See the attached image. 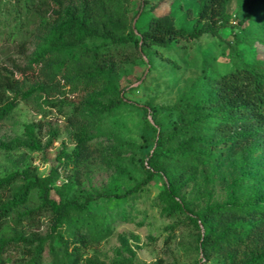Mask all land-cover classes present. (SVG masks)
<instances>
[{
	"label": "rangeland",
	"instance_id": "1",
	"mask_svg": "<svg viewBox=\"0 0 264 264\" xmlns=\"http://www.w3.org/2000/svg\"><path fill=\"white\" fill-rule=\"evenodd\" d=\"M90 1L99 36L67 53V69L62 74H55L60 58L44 62L37 82L28 87L31 91L28 98L0 124V177L22 173L25 169L35 170L41 177L47 176L51 169L47 159H53L61 147L72 149L75 132L85 127L91 143L101 151L78 166L62 168L55 186L67 184L63 199L83 205L91 217L105 221L112 231L107 240L88 248L86 257L106 264H230L264 249L263 225L255 227L246 245L222 249L206 259L201 249L203 229L199 230L183 215H169L167 206L159 201L158 196L165 187L162 177L126 199L106 197L123 194L145 178L143 163L152 152L156 133L146 124L148 121L155 127L153 117H145L143 106L158 109V118L164 119L169 112L161 107L173 105L206 67L228 71L232 61L226 41L231 37L237 40L244 60L250 64H264V15L246 18L251 15L250 6L258 4V0H232L231 22L224 31L223 42L205 34L198 40L178 42L171 49L146 48L144 51L137 47L141 44L138 30H145L153 16L174 14L177 27L194 30L198 11L196 0ZM259 2L264 3V0ZM109 22L121 23V29L103 30V24ZM35 27H30L31 33L32 30L36 33L29 35L26 47L19 46V42H0L1 67L17 71V66L29 63L45 37ZM131 31L136 34L135 38L131 37ZM121 37L128 41H112V38ZM95 48L97 53L85 52ZM112 63L116 69L113 84L124 103L105 111L113 95L101 78L90 92L76 93L85 87V74L95 73L101 67L109 69ZM76 98L81 101L77 113L73 104ZM52 102L62 104V111L58 106H51ZM52 133L57 134V139L47 158L35 150L33 140L45 145ZM238 159H231V163L229 160L223 167L224 175L215 186L209 187L213 197L210 201L196 202L195 212L209 204L224 203L228 197V181L236 180L242 170L249 176L244 189L253 191L260 187L255 178L264 182V154L253 157L249 166ZM41 194L34 191L29 204L14 211L2 233L6 239L33 233L46 236L51 232V218L47 213L32 222L21 220L19 224L18 219L35 207ZM188 197L194 199L195 195ZM87 199L92 201L85 204ZM245 222L251 223V219L246 218ZM4 258L6 264H27L29 261V257L14 247ZM41 264H53L52 256L45 254Z\"/></svg>",
	"mask_w": 264,
	"mask_h": 264
},
{
	"label": "trees",
	"instance_id": "2",
	"mask_svg": "<svg viewBox=\"0 0 264 264\" xmlns=\"http://www.w3.org/2000/svg\"><path fill=\"white\" fill-rule=\"evenodd\" d=\"M74 1L0 2V42H19V46L26 47L29 35L36 33L33 30L31 33L32 25L45 36L27 65L17 66V71L0 66V124L28 98L31 93L28 87L37 82L44 62L60 58L55 74H62L67 69V53L99 36L92 2L82 0L76 4ZM259 1L250 6L251 15L246 18L264 15V3ZM196 2L198 11L194 30L177 27L174 14L153 16L145 30H138L141 44L137 47L142 51L146 48L171 49L178 42L198 40L205 34L223 42L224 31L231 22L232 0ZM121 26L117 22L104 23L103 30L113 32ZM135 36L131 31V37ZM112 41L126 42L128 39L112 38ZM226 42L231 49L232 61L228 71L219 72L216 68L210 70L211 67H206L173 105L161 107L169 112L164 119L158 118V109L149 105L142 107L145 117H153L155 127L148 121L146 124L156 133L152 152L143 163L145 178L123 194L106 196L126 199L151 185L157 177L164 178L165 187L158 196L159 201L167 206L169 215H183L199 230L203 229L201 249L206 259L222 249L246 245L255 227L264 225V182L255 178L260 187L253 191L244 189L249 178L246 170H242L236 180L228 181V197L224 203L209 204L199 212L193 209L196 202L210 201L213 197L209 187L215 186L224 175L223 167L229 160L239 157L249 166L253 157L264 154V64H250L244 60L234 37ZM97 50L86 49L85 52L97 53ZM115 70L112 63L109 69L101 67L95 73L85 74V87L76 95L90 92L101 78L113 95L104 110L111 111L122 105L124 102L113 84ZM73 104L77 113L81 101L76 98ZM51 106H58L62 111V104L52 102ZM74 138L72 149L61 147L50 160L49 151L55 146L57 134L52 133L45 145L33 140L35 150L47 157L51 164L47 176L41 177L35 170L25 169L22 173L0 177V264H6L4 254L11 247L29 257L27 264H41L47 253L52 256L53 264H106L86 257L85 253L92 245L111 236L110 227L105 221L91 217L78 202L64 200L67 184L55 186L62 168L78 166L101 151L91 143L85 127L77 129ZM36 190L42 193L39 202L18 219L19 224L21 220L32 222L47 213L51 218V232L46 236L33 233L27 237L15 235L6 239L2 233L12 214L16 209L26 207ZM189 194L195 195L194 199H190ZM91 201L87 199L85 204ZM246 218H250L251 223H246ZM230 264H264V249Z\"/></svg>",
	"mask_w": 264,
	"mask_h": 264
}]
</instances>
